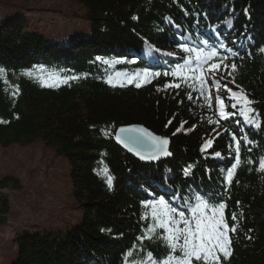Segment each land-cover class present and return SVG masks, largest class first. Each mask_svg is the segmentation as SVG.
<instances>
[{"label":"trees","instance_id":"trees-1","mask_svg":"<svg viewBox=\"0 0 264 264\" xmlns=\"http://www.w3.org/2000/svg\"><path fill=\"white\" fill-rule=\"evenodd\" d=\"M74 1L86 12L90 34L70 41L68 47L45 39L23 22L0 24V68L6 70L0 78V147L42 142L53 148L68 162L72 195L82 212L80 223L65 232L22 233L10 264H125L129 250V264L147 251L162 258L168 249L157 238L137 239L151 223L150 216L142 218L149 211L142 202L164 198L179 206L181 197L193 193L224 201L230 226L233 212L239 218L232 255L221 264H264V173L247 163L264 156V0ZM185 42L208 50L216 47L227 57L214 61L221 64L222 75L216 78L219 90L211 88L212 108L197 92L190 101L187 93L192 90L183 85L165 88L180 83L164 73L182 62L185 54L178 45ZM102 60L121 62L109 66ZM36 68L79 79L43 87L23 75ZM144 71L161 75L150 76L141 87L135 82L115 87L105 82L116 72ZM224 85L247 94L261 127L243 122L238 108H231ZM216 95L236 114L221 119ZM129 125L167 138L172 158L156 164L135 160L113 136ZM105 130L112 134L105 135ZM233 134L243 141L242 163L226 192L223 177L234 162ZM208 140L212 146L202 152ZM102 167L113 176L111 189L97 174ZM188 167L192 171L185 176ZM0 188L16 191L20 186L6 177ZM7 214L4 201L0 218Z\"/></svg>","mask_w":264,"mask_h":264},{"label":"snow or ice","instance_id":"snow-or-ice-1","mask_svg":"<svg viewBox=\"0 0 264 264\" xmlns=\"http://www.w3.org/2000/svg\"><path fill=\"white\" fill-rule=\"evenodd\" d=\"M178 47L185 54L181 57L182 62H177L164 75H171L180 83L165 85V88L174 87L179 89L183 85L192 90L187 93V98L190 101L194 99L192 92H197L199 97L205 99L207 107L212 108L211 88L215 87L217 90L220 88L215 73L221 67L220 63L214 61L226 60L227 57L222 56L216 47L206 50L204 47L190 46L187 42L178 45ZM220 47L226 48V45L221 44ZM156 51H159V49H156ZM261 51H264V49H261ZM166 55L172 54L167 53ZM120 62L119 60H102L103 64L109 66ZM231 67L235 71L237 66L233 63ZM5 73L6 70L0 68V78H3ZM23 75L34 78L41 86L49 88L59 87L60 84H68L70 81L79 79L75 75L61 76L56 72H46L42 68H36L35 71H26ZM152 75L159 76L161 73L151 74L144 71L143 73L129 74L116 72L114 75H108L105 82L115 87L117 83L123 86V82L126 80L129 84L135 82L136 87H141V81H148ZM209 78L212 81L211 85L208 83ZM5 82L7 83L6 80ZM224 87L230 94L228 99L232 101L231 108H238L243 122L254 127H261L256 121L257 114L252 107L253 101L249 99L247 94L242 89L233 91L227 88V85H224ZM18 91L17 86L13 94L18 93ZM215 100L218 115L221 119L226 120L236 114L226 110L225 101L219 95H216ZM209 123H213V121L209 120ZM215 123H219V121ZM104 134L111 135L112 133L105 130ZM114 135L115 139L129 152H134L142 160H159L161 157L171 155L168 150L169 140L155 136L143 127H121ZM232 141L234 142L235 156L234 162L226 169V175L223 177L226 192L232 186L237 169L242 163L241 144L243 141L238 139L235 134L232 135ZM145 143H148L150 147L142 151L141 146ZM212 143V140L206 141L201 147V151L206 152L212 146ZM249 143L251 142L249 141ZM215 156L220 157L221 153L215 152ZM247 163L249 165L255 164L256 170L264 173V156L260 157L258 161L249 159ZM191 171V167L183 170L185 176L190 175ZM97 174L105 179L107 187L111 189L113 176L109 173V169L102 167ZM181 199L183 203L179 206L166 201L164 198L142 202L144 208L149 210L145 212L142 218L147 220L150 216L151 223L147 225L145 233L137 239L143 242L145 239L151 240L155 237L168 251L162 258H157L151 251H147L146 256L138 260H132L131 264H221L222 259L226 260L232 255V237L238 233L239 226L237 214L232 213V224L230 226L225 216L226 203L224 201L216 202L213 201L212 197L200 193H193L187 199L183 197ZM237 203L239 204V201ZM132 256L133 250L126 252L124 256L125 264H129V258Z\"/></svg>","mask_w":264,"mask_h":264},{"label":"rangeland","instance_id":"rangeland-1","mask_svg":"<svg viewBox=\"0 0 264 264\" xmlns=\"http://www.w3.org/2000/svg\"><path fill=\"white\" fill-rule=\"evenodd\" d=\"M85 14L74 0H0V24L23 22L65 47L90 34ZM6 177L16 180L20 189L0 188V209L4 201L8 204V214L0 218V264L15 259L16 238L25 231L65 232L82 218L72 195L68 162L42 142L0 147V182Z\"/></svg>","mask_w":264,"mask_h":264},{"label":"water","instance_id":"water-1","mask_svg":"<svg viewBox=\"0 0 264 264\" xmlns=\"http://www.w3.org/2000/svg\"><path fill=\"white\" fill-rule=\"evenodd\" d=\"M127 127H132V126H127ZM121 128V127H120ZM119 128V129H120ZM118 129V130H119ZM154 135V134H153ZM155 136H159V135H155ZM160 137V136H159ZM116 143L118 144V146H120L123 150H125L126 152H128L131 156H133L139 163L141 164H156L159 163L160 161H167L168 159L172 158V154L168 157H161L159 160H142L140 159L139 156H137L134 152H129L121 143H119L116 139H115ZM148 147H150V145L148 143H145L144 145L141 146V150L144 151L146 150ZM168 150L170 151V142L168 145ZM171 152V151H170Z\"/></svg>","mask_w":264,"mask_h":264},{"label":"bare ground","instance_id":"bare-ground-1","mask_svg":"<svg viewBox=\"0 0 264 264\" xmlns=\"http://www.w3.org/2000/svg\"><path fill=\"white\" fill-rule=\"evenodd\" d=\"M129 126H136V127H143V128H145V129H147L146 127H144V126H140V125H129ZM124 127H127V126H124ZM119 129V128H118ZM118 129H116L115 131H114V133L116 132V131H118ZM147 131H149V132H151L152 134H154L152 131H150L149 129H147ZM114 133H113V136H114V139H115V135H114ZM155 135V134H154ZM116 142V141H115ZM118 145V144H117ZM120 147V146H119ZM121 148V147H120Z\"/></svg>","mask_w":264,"mask_h":264}]
</instances>
